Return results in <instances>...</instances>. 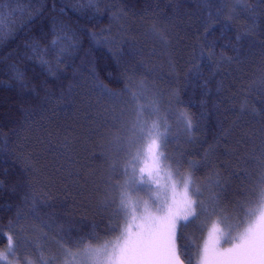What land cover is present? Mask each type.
<instances>
[{
	"label": "trees",
	"instance_id": "trees-1",
	"mask_svg": "<svg viewBox=\"0 0 264 264\" xmlns=\"http://www.w3.org/2000/svg\"><path fill=\"white\" fill-rule=\"evenodd\" d=\"M237 1L0 2V252L9 235L22 260L37 257V242L48 257L61 254L68 235L94 234L93 246L120 236L130 211H120L111 185L128 179L134 111L152 93L174 161L188 171L198 162L201 182L218 173L222 187L204 196L215 192L231 217L264 173V0ZM141 88L147 100L133 103ZM151 111L149 124L157 120ZM180 112L191 129L175 122ZM129 193L133 203L147 194ZM214 220L183 229L178 245L193 264V241L200 246Z\"/></svg>",
	"mask_w": 264,
	"mask_h": 264
},
{
	"label": "snow or ice",
	"instance_id": "snow-or-ice-1",
	"mask_svg": "<svg viewBox=\"0 0 264 264\" xmlns=\"http://www.w3.org/2000/svg\"><path fill=\"white\" fill-rule=\"evenodd\" d=\"M88 2L94 3L95 0ZM4 27L5 20L3 15H0V40L5 38ZM57 43L58 40L52 41L53 46ZM124 91L131 92V89L126 87ZM131 97L133 103L140 98L147 100L143 88L132 92ZM153 105L154 102L149 101L147 104L136 106L132 136L128 140V156L131 159L122 173L128 176V179L123 183L111 185L118 193L120 211L125 214L131 211L133 222L140 221L136 224V230L133 231L129 225L116 240H106L99 246L88 242L98 239L94 234L76 238L71 235L62 237L64 243L60 244L62 252L59 256L46 257L37 242V257L34 260H22L17 256L18 244L9 235L7 250L0 252V264H55L58 259L62 260L63 264H70L69 258L72 261L78 259L79 264H193L192 255L182 253L178 241L183 239V229L189 223L199 221L203 230L213 216L217 217V220L211 222L208 238L203 246L199 247L193 241V247L198 249L199 264H264V173L254 181L253 187L246 190L247 198L236 203L231 217L225 215L220 196L215 192L211 197L204 196L205 191H211L212 187H222L218 173L215 174V179L201 182L194 171L199 167L198 162L190 161L191 170L186 174L181 172L182 162L179 160L175 162V171L171 170V165L165 164L169 160L163 151L167 148V136L159 131L157 120L149 124L144 119L146 109H152L150 116L157 114ZM177 118L185 121L186 126L191 129V117L187 113L180 112ZM145 139L149 142L141 150L137 146L138 141ZM142 156L144 166L139 168L140 179L137 180L135 165L140 162ZM129 165L132 166L131 175L128 172ZM145 174L148 179H145ZM174 176L179 179H174ZM152 185H155V188ZM129 189L136 192L146 191L149 200L138 199L133 203ZM150 202L155 205L154 210ZM140 205H143L142 212L137 216V208ZM221 223L224 228L220 227ZM0 235L3 233L0 232ZM73 248L77 251H73ZM181 255L185 256L184 260Z\"/></svg>",
	"mask_w": 264,
	"mask_h": 264
},
{
	"label": "rangeland",
	"instance_id": "rangeland-1",
	"mask_svg": "<svg viewBox=\"0 0 264 264\" xmlns=\"http://www.w3.org/2000/svg\"><path fill=\"white\" fill-rule=\"evenodd\" d=\"M237 2H238V1H237ZM152 95H153V101H154L155 105L158 106L157 109H159V107H160V103H159V100H158V96H157L156 94H154V93H152ZM138 104L143 105V101L139 102ZM164 116H166L165 113H164V111H160L159 113H157V121H158V123H159V125H160V127H159V131H160L161 133H163V134H165V132H166V134H167V130H168V127H169V123L165 122V117H164ZM175 122L177 123V125H181L182 120H179L178 118H176ZM175 122L172 121V123L170 124L171 127H172V129L174 128V132L177 131V130L179 129ZM165 123H166L167 127H165ZM164 128H165V130H164ZM178 131H179V130H178ZM181 137H182V135H179L177 138L180 140ZM167 139H168V137H167ZM178 139H177V140H178ZM170 149H171V148H170L169 146H167L166 149H163V151L165 152V155H167V156L169 157V160L166 161L165 164H166V165H171V170L175 171V168L177 167V165H176V163H175V161H174V158H173V156H172V154H171V150H170ZM143 165H144V158H143ZM185 168H186V167H184L183 169L181 168V172L184 173V174H186V173L188 172V170H185ZM166 170H167V169H166ZM163 175H164V172L162 171V172H161V176H163ZM173 178H174V179H179V177H176V176H174ZM152 187L155 188L154 185H152ZM141 199H142V200H149V194H148V193H147V194H144V195L141 197ZM150 206H151V207L153 208V210H154L155 205L152 204V203L150 202ZM142 207H143V205H140V207L137 208V212H136V215H137V216H139V215L141 214V212H142ZM214 221H215V220H214ZM139 222H140L139 220H136L135 222H133V220H132V213H131V211H130V218H129V221H128V225H127V227H129V225H131L132 230L135 231V230H136V224L139 223ZM210 226H211V223H210V225L208 226V228L206 229V231H205V233H204V237H203L202 242H201V244H200L199 247H202L203 244H204V241L208 238V229L210 228ZM220 227H221V228H224V224H223V223L220 224ZM223 246H224V247H227V246H230V245H223ZM197 253H198V252H197ZM26 258H27V257H25L24 260H25ZM13 260H14V258H13ZM69 261H70V264H79V260H78V259L75 260V261H72V259L70 258ZM195 264H199V256H198V254H197V257H196Z\"/></svg>",
	"mask_w": 264,
	"mask_h": 264
}]
</instances>
